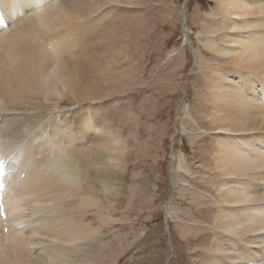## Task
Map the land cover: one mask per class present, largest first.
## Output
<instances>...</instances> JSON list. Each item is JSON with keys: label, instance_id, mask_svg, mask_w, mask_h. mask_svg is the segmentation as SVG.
Wrapping results in <instances>:
<instances>
[{"label": "bare ground", "instance_id": "1", "mask_svg": "<svg viewBox=\"0 0 264 264\" xmlns=\"http://www.w3.org/2000/svg\"><path fill=\"white\" fill-rule=\"evenodd\" d=\"M32 4L25 14L19 0H0L8 16V26L0 27V156L17 173L7 200L19 204L8 209V232L0 231V264H108L112 236L121 232L136 190L128 187L125 204L128 139L138 143L136 133L126 135L111 120L125 86L114 81L130 57L122 22L129 13L138 18L140 0ZM217 4L208 14L214 24L202 21L196 35H209L200 44L215 62L193 48L195 67L200 60L209 67L207 133H192L189 141L199 145L205 135L208 145L200 163L190 165L177 152L170 173L177 189L181 172L207 186L209 197L190 199L211 214L207 226L180 225L183 239L204 228L191 264H246L264 256V0ZM93 115L99 123L81 132ZM57 168L78 182L64 180ZM109 224L113 232L105 235Z\"/></svg>", "mask_w": 264, "mask_h": 264}, {"label": "rangeland", "instance_id": "2", "mask_svg": "<svg viewBox=\"0 0 264 264\" xmlns=\"http://www.w3.org/2000/svg\"><path fill=\"white\" fill-rule=\"evenodd\" d=\"M217 9V0H140L138 18L129 13L122 22L125 28L121 33L128 35L125 39L131 58L123 63L125 70L121 69L114 81L125 86L118 90L122 99L115 106L118 112L111 124L122 127L126 135L136 133L138 143L128 139L125 204L128 187L135 185L136 190L123 209L126 218L121 220V232L112 236L115 250L109 246L112 258L108 264H191L194 258L192 248L201 241L204 228L190 231L183 239L180 225L194 226L196 220L197 225L207 226L211 214L203 212L205 205L197 210L190 200L201 192L207 196V186L196 175L187 177L181 172V189H177L170 171L177 165L173 157L177 152L184 153L188 164L200 163L208 145L205 135L197 137L199 145L191 143L189 137L207 133L203 117L209 67L202 61L215 62V57L200 44L209 35H196L202 21L214 24L208 14ZM186 27L190 41L185 39ZM193 48L204 58L196 67ZM184 106L196 127L182 117ZM120 109L131 113H121ZM167 210L172 213L169 218ZM111 226L102 233H112ZM123 238L122 245H117Z\"/></svg>", "mask_w": 264, "mask_h": 264}, {"label": "snow or ice", "instance_id": "3", "mask_svg": "<svg viewBox=\"0 0 264 264\" xmlns=\"http://www.w3.org/2000/svg\"><path fill=\"white\" fill-rule=\"evenodd\" d=\"M19 4L25 9V14L34 10V5L32 4V0H19ZM101 117L93 115L91 121H86L85 124L81 127V132H86L88 128L92 127L94 123H99ZM72 130H69V134H71ZM15 161L16 157L12 158ZM6 175L4 171V160L0 158V218H6L4 204H3V196L5 195V183L3 177ZM6 230V229H5Z\"/></svg>", "mask_w": 264, "mask_h": 264}]
</instances>
